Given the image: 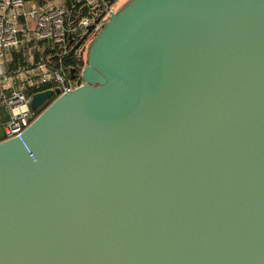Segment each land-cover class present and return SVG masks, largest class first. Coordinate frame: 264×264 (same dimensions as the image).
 <instances>
[{"label": "water", "instance_id": "1", "mask_svg": "<svg viewBox=\"0 0 264 264\" xmlns=\"http://www.w3.org/2000/svg\"><path fill=\"white\" fill-rule=\"evenodd\" d=\"M81 78L0 141V264H264V0H126Z\"/></svg>", "mask_w": 264, "mask_h": 264}, {"label": "built area", "instance_id": "2", "mask_svg": "<svg viewBox=\"0 0 264 264\" xmlns=\"http://www.w3.org/2000/svg\"><path fill=\"white\" fill-rule=\"evenodd\" d=\"M120 1L0 0L2 140L20 137L37 117L31 107L37 93L52 89L56 97L81 84L88 45ZM14 50L24 65L12 67ZM69 60L84 61L81 73Z\"/></svg>", "mask_w": 264, "mask_h": 264}, {"label": "trees", "instance_id": "3", "mask_svg": "<svg viewBox=\"0 0 264 264\" xmlns=\"http://www.w3.org/2000/svg\"><path fill=\"white\" fill-rule=\"evenodd\" d=\"M28 2L32 0H27ZM41 1V0H40ZM13 60L11 61L12 67H17L19 65H24L25 64V58L21 52H18L16 50L13 51ZM69 64H75L79 65V68L76 69V73H81L82 66L84 65V61H77V60H69ZM55 96H53L42 108L37 110V115L49 104L54 100ZM0 112L3 115L4 114V109L0 107ZM5 120V117L3 118ZM3 135L0 133V141L3 139Z\"/></svg>", "mask_w": 264, "mask_h": 264}, {"label": "rangeland", "instance_id": "4", "mask_svg": "<svg viewBox=\"0 0 264 264\" xmlns=\"http://www.w3.org/2000/svg\"><path fill=\"white\" fill-rule=\"evenodd\" d=\"M125 1H126V0H121L120 3H119V6H120L122 3H124ZM119 6H118V7H119ZM34 106H35L34 101H32V102H31V107H32V109H35Z\"/></svg>", "mask_w": 264, "mask_h": 264}]
</instances>
